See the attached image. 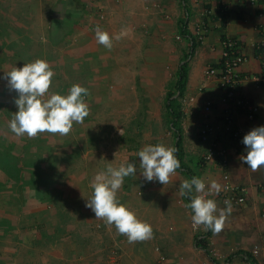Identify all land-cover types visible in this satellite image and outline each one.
<instances>
[{"label": "crops", "instance_id": "0c3cea01", "mask_svg": "<svg viewBox=\"0 0 264 264\" xmlns=\"http://www.w3.org/2000/svg\"><path fill=\"white\" fill-rule=\"evenodd\" d=\"M64 1L67 16L77 13L75 34L68 36L74 42L70 48L74 50L71 63L74 65L73 59L79 60L82 55L83 62L98 67L108 86H130L127 79H132L135 85L153 87L148 95L152 96L151 107L158 105L155 95L168 84L170 71L177 74L180 63L188 57V79L178 98L185 161L199 162L196 167L199 178L206 184V193L210 181L215 180L222 186L221 191L227 182L233 188L242 189L246 199L241 206L231 205L222 230L211 233L208 250L217 264H261L254 259L249 262L237 257L229 260L239 252L251 254L255 246L264 245V166L252 170L243 164L239 157L245 154V145L222 131L228 105L223 102L220 79L226 40L236 42L245 58L238 73L253 76L261 72L262 59L255 46L264 43V0ZM60 5H63L62 0ZM70 6H75L76 10L69 11ZM220 8L227 12L225 18ZM97 26L110 37L122 31L126 34L119 40L113 39L109 49L97 43ZM181 29L196 40L191 56L192 43L180 34ZM25 35L30 39L29 34ZM137 68L140 73L136 72ZM210 68L215 69V73L209 74ZM237 89L260 108V113L251 120L240 111L233 112L235 128L250 131L264 125V85L255 84L249 78ZM208 104L211 105L209 112L205 110ZM204 128L210 130L209 144L200 138ZM170 130L175 148V136ZM210 142H215L221 153L208 162L204 156ZM177 174L169 183L156 185L150 197H144V202L140 203V210L134 212L138 219L151 225L150 239L129 243L125 235L113 232L112 225L102 218V225H94V213L85 206L92 192L89 190L88 196L84 193L77 198L80 202L78 209L71 213L73 219L57 217L59 208L50 212L47 207H41L33 214L28 210L27 221L21 225L33 227L37 221L46 222V227L42 226L40 231L30 227L20 230L18 223L12 230L9 222L0 217V264H212L195 245L196 237L204 235L206 229L201 225L198 231L193 230L192 210L185 207L184 197L179 195L180 184L189 178L180 172ZM221 191L194 195L215 200L219 215V210L226 208ZM79 214L91 217L80 220Z\"/></svg>", "mask_w": 264, "mask_h": 264}, {"label": "rangeland", "instance_id": "374dc122", "mask_svg": "<svg viewBox=\"0 0 264 264\" xmlns=\"http://www.w3.org/2000/svg\"><path fill=\"white\" fill-rule=\"evenodd\" d=\"M62 4L60 0H0V217L9 222L12 230L15 223L20 230L30 227L21 225L27 221V212L36 213L41 207L50 212L59 208L57 217L73 219L71 213L80 202L77 198L92 191L93 176L109 164L118 167L125 158L136 163L137 174L124 179L117 197L136 213L144 197H150L159 182L143 178L135 153L146 144L174 147L166 97L169 89L173 90L176 73L170 71L168 84L155 95L158 105L151 107L152 96L148 95L153 87L135 85L132 79H127L130 86H108L98 67L83 62L82 55L79 60L73 59V65L74 50L70 48L74 42L68 36L75 34L77 13L67 16L64 0ZM74 9L75 6L69 7V11ZM48 43L50 46H46ZM259 55L263 64L264 49ZM37 59L47 61L54 73L42 99L54 93L67 95L77 84L88 89L89 94L84 97L88 115L82 122H73L66 135L44 132L35 137L17 136L9 128L18 109L14 103L16 93L8 89L2 78L4 72ZM136 72L140 73V68ZM146 100L149 101L143 103ZM177 173L170 179H175ZM73 214L77 217L76 212ZM79 215L80 220L91 217ZM93 217L94 225H102L100 218ZM45 223L37 221L30 228L40 231ZM112 230L116 231L114 225Z\"/></svg>", "mask_w": 264, "mask_h": 264}, {"label": "clouds", "instance_id": "9594fccd", "mask_svg": "<svg viewBox=\"0 0 264 264\" xmlns=\"http://www.w3.org/2000/svg\"><path fill=\"white\" fill-rule=\"evenodd\" d=\"M123 31L115 37L103 31L99 26L95 30L97 43L106 48L112 47L113 39L119 40ZM54 73L47 63L37 59L24 63L22 67H14L4 72L3 79L6 86L16 93L14 103L17 111L9 122L10 130L17 136L27 135L35 137L39 133H59L66 135L73 126V122H82L88 115V106L84 102L88 89L73 85L67 95L51 94L42 99L52 84ZM242 143L244 152L239 159L252 170L264 166V125L256 126L247 132ZM175 148L163 144H146L135 155L139 159L140 174L146 181H158L165 185L170 177L180 169L181 162L175 155ZM137 174V165L127 158L118 167L111 164L106 169L97 172L91 182L92 192L86 198V207L91 209L95 218H102L106 224L114 225L119 234L125 235L129 243L143 241L152 237V227L149 223L137 218L136 214L126 205L119 202L118 190L124 179ZM222 186L211 180L207 186L204 180L193 176L184 180L179 187V195L188 197L190 203L185 207L192 210V226L194 229L204 226L206 230L219 233L225 223L227 214L231 212V202L226 201V208L219 210L215 200L205 198V195L215 192L219 194ZM205 194V195H193Z\"/></svg>", "mask_w": 264, "mask_h": 264}, {"label": "built area", "instance_id": "2783aa9c", "mask_svg": "<svg viewBox=\"0 0 264 264\" xmlns=\"http://www.w3.org/2000/svg\"><path fill=\"white\" fill-rule=\"evenodd\" d=\"M202 29V28H201ZM203 30V29H202ZM223 62L221 69V79L220 83L224 90L223 102L228 105L227 110L224 113V121L222 126V131L229 135V137L238 142L242 143L243 136L249 132L248 130L242 128H235L232 114L233 112L240 111L247 115L251 120L255 119L260 113V108L254 106L247 100L245 97L240 95L237 91L238 85L243 80L252 79L255 84L264 85V62L261 67V72L253 76H244L237 72V69L245 62L244 56L238 49L236 42L231 40H226L223 43ZM256 50L261 51L264 49V43L261 42L255 46ZM208 73H215V69H209ZM207 112L211 110V105L208 104L205 109ZM210 130L204 128L200 131V138L203 142L209 144ZM221 152L218 149V145L215 142H210V145L205 153V161H212L214 158ZM224 153V151H223ZM246 154V153H245ZM227 179V175L224 176ZM223 193V198L226 204V201L231 202L232 206H241L246 202L244 191L242 189L233 188L228 184V182L223 186L221 191ZM200 227L196 228L195 231H198ZM251 257L255 261L264 264V245L255 246L251 250Z\"/></svg>", "mask_w": 264, "mask_h": 264}, {"label": "trees", "instance_id": "16d2710c", "mask_svg": "<svg viewBox=\"0 0 264 264\" xmlns=\"http://www.w3.org/2000/svg\"><path fill=\"white\" fill-rule=\"evenodd\" d=\"M220 12L223 14V17L225 18L227 16V12L220 8ZM180 34L183 37H188V39L191 41V46H190V52L189 55L195 51L197 43L196 40L193 36L189 35L187 32H185V29L180 30ZM263 51V50H261ZM259 51L258 53H260ZM188 57L184 59L182 63H180L177 76H176V81L174 82V85L172 87L173 90L168 91L167 97H166V111L170 117V129H172L174 136H175V155L178 157V159L181 162V167L180 169H177L178 172L185 174L189 180L195 176L199 178V174L197 171L196 165L199 164V162H195V160H190V161H185V151L183 148V140H182V135H181V128H180V121L182 114L179 111V105H178V98L182 96L187 79H188V70H189V64L187 62ZM179 95L177 98H174L176 94ZM194 195V193H193ZM185 203H190V200L188 197H184ZM211 231L206 230V233L204 235H200L196 237L195 239V245L196 248L202 250L206 256H208L209 261L212 264H217V262L211 257L210 252L208 250V239L211 236ZM241 258L243 261L249 262L252 260L251 255L248 252H239L229 258V260H232L233 258Z\"/></svg>", "mask_w": 264, "mask_h": 264}]
</instances>
